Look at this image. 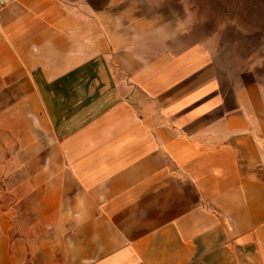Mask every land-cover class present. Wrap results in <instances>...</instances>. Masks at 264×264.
<instances>
[{"label": "crops", "instance_id": "0c3cea01", "mask_svg": "<svg viewBox=\"0 0 264 264\" xmlns=\"http://www.w3.org/2000/svg\"><path fill=\"white\" fill-rule=\"evenodd\" d=\"M197 5L0 12V264H264V82Z\"/></svg>", "mask_w": 264, "mask_h": 264}, {"label": "rangeland", "instance_id": "374dc122", "mask_svg": "<svg viewBox=\"0 0 264 264\" xmlns=\"http://www.w3.org/2000/svg\"><path fill=\"white\" fill-rule=\"evenodd\" d=\"M197 4L200 32L214 33L231 61L254 66L264 82V0H197Z\"/></svg>", "mask_w": 264, "mask_h": 264}, {"label": "built area", "instance_id": "2783aa9c", "mask_svg": "<svg viewBox=\"0 0 264 264\" xmlns=\"http://www.w3.org/2000/svg\"><path fill=\"white\" fill-rule=\"evenodd\" d=\"M12 0H0V12L10 4Z\"/></svg>", "mask_w": 264, "mask_h": 264}]
</instances>
